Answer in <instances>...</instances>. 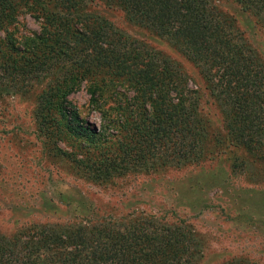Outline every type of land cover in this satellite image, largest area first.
Returning a JSON list of instances; mask_svg holds the SVG:
<instances>
[{"label": "trees", "instance_id": "1", "mask_svg": "<svg viewBox=\"0 0 264 264\" xmlns=\"http://www.w3.org/2000/svg\"><path fill=\"white\" fill-rule=\"evenodd\" d=\"M233 1L264 26V0ZM99 3L119 8L179 58L117 28ZM82 88L98 126L69 101ZM203 91L221 130L200 111ZM31 94L37 135L102 187L167 166H199L232 155L230 145L264 162V62L209 0H0V97ZM236 159L244 165L243 155ZM57 198L69 207L55 204L46 215L55 220L0 233V264H257L207 249L182 217Z\"/></svg>", "mask_w": 264, "mask_h": 264}, {"label": "rangeland", "instance_id": "2", "mask_svg": "<svg viewBox=\"0 0 264 264\" xmlns=\"http://www.w3.org/2000/svg\"><path fill=\"white\" fill-rule=\"evenodd\" d=\"M209 1L233 20L264 62V26L233 0ZM96 9L117 28L179 58L165 42L127 22L119 8L99 3ZM19 19L27 29H38L37 22L28 15ZM197 84L202 86L200 81ZM204 92L200 111L221 130L217 106ZM69 101L90 124L98 126V115L88 111V95L83 88L72 93ZM33 105L32 94L0 97V233L11 235L38 218L55 220L46 216L47 212L55 210V204L60 209L69 207L57 198L67 193L84 197L91 206L112 208L114 213L137 208L166 212L168 221L185 218L207 249L224 257L241 255L264 264L263 161L252 160L242 148L230 145L232 155L222 152L199 166H167L149 174L124 176L115 186L102 187L80 178L52 148L55 141H42L35 132ZM56 143L69 150L62 140ZM239 155L245 162L237 167Z\"/></svg>", "mask_w": 264, "mask_h": 264}]
</instances>
